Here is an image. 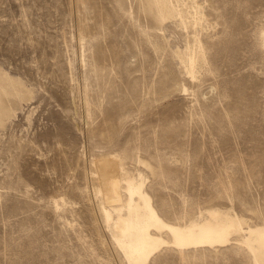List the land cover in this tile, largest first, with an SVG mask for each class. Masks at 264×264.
<instances>
[{"label":"rangeland","instance_id":"374dc122","mask_svg":"<svg viewBox=\"0 0 264 264\" xmlns=\"http://www.w3.org/2000/svg\"><path fill=\"white\" fill-rule=\"evenodd\" d=\"M195 1L187 29L143 0H0V73L26 91L0 127V264H126L100 211L105 157L167 221L264 224V0ZM196 41L192 78L179 53ZM232 241L149 264H252Z\"/></svg>","mask_w":264,"mask_h":264},{"label":"bare ground","instance_id":"6f19581e","mask_svg":"<svg viewBox=\"0 0 264 264\" xmlns=\"http://www.w3.org/2000/svg\"><path fill=\"white\" fill-rule=\"evenodd\" d=\"M143 5L154 25L176 19L187 29L195 28L200 18V6L195 0L185 4L184 9L171 0H143ZM189 51L190 48L179 53V59L184 71L194 78L198 63L206 61V52L199 41L193 54ZM25 94L18 80L0 73V127L11 115L7 100L12 96L23 98ZM97 175L104 226L126 264H149L165 248L183 253L226 247L232 240L246 248L252 264H264V224L252 226L231 210L219 208L205 209L184 223L170 222L154 205L142 174H120L117 162L105 157L98 160Z\"/></svg>","mask_w":264,"mask_h":264}]
</instances>
